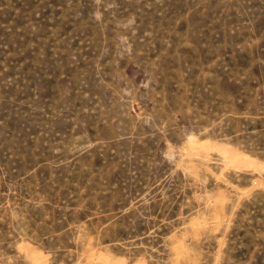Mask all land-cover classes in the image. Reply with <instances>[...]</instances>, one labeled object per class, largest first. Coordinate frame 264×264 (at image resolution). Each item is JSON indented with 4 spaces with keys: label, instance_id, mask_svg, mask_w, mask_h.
<instances>
[{
    "label": "rangeland",
    "instance_id": "obj_1",
    "mask_svg": "<svg viewBox=\"0 0 264 264\" xmlns=\"http://www.w3.org/2000/svg\"><path fill=\"white\" fill-rule=\"evenodd\" d=\"M0 264H264V0H0Z\"/></svg>",
    "mask_w": 264,
    "mask_h": 264
}]
</instances>
